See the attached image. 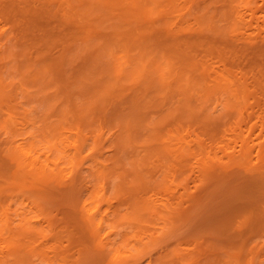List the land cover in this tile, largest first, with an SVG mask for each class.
I'll list each match as a JSON object with an SVG mask.
<instances>
[{"label":"rangeland","instance_id":"rangeland-1","mask_svg":"<svg viewBox=\"0 0 264 264\" xmlns=\"http://www.w3.org/2000/svg\"><path fill=\"white\" fill-rule=\"evenodd\" d=\"M210 1L212 0H149L154 7H157L149 17L140 21L143 15H138L137 11L139 10H136L135 7H130L133 14L129 17L130 12L125 13L124 16L123 11L115 10L113 5L110 4V7H106L104 3L97 7V3L93 2L94 5L92 0H0L3 6L8 7V14L11 12V16L3 18V24L8 23L9 18L10 21L16 20L15 26L11 24L12 29L8 30L4 41L2 38L0 40V72L2 76L4 74L3 77L9 85L4 86L2 91V87L0 88V117L1 112L3 114L0 120L3 119L2 128L5 127L0 135V150L4 151L5 147L15 141L18 144L26 140L27 143L35 140L37 147L44 146L41 151L44 154L43 159L50 155L48 146L53 143H56L57 150L53 151L52 159L59 161L64 155H67L64 159L65 163H63V166L66 167L64 173L66 178L61 179V176H57L56 181L58 180L60 183V185L57 183L60 189L54 194L56 196L52 197L51 195L50 202H45V216L39 215L30 202L34 198L32 195L36 194L35 197L47 198L46 196H39V191L31 192L32 195L27 193L24 196L21 187L4 184L7 194L16 196L14 198L16 200L19 198L16 203L11 204L12 208H15L20 217L30 223L33 231L32 237L29 238L25 235L22 239V242L24 244L27 242L32 251L30 264H75L72 262L81 254L83 248L92 245V241L86 233L82 234L83 225L78 222V217H80L78 215L84 213V208L82 209V204H80L81 199L72 204L62 194L63 184L67 185L69 181L71 183L74 179L71 178L76 170H78L77 175L82 176L76 189L78 196L84 199L90 196V200L93 202L92 206L95 209L100 207L97 218L101 217V213H107L106 217L109 218H106L108 220L106 223L108 225L106 224L107 227H104L103 230L110 232L113 231L111 227H115V232H113V236L112 233L110 234V238H118L117 242L120 241L121 246L127 247L126 250H141L143 245L138 242L140 237L144 239V242L153 240V245L150 244L151 246L149 245L146 250L137 253L132 258L130 252H127L128 257L125 261H128V264H152V260H156L154 264H236L237 261L234 262L236 258L229 257V255L239 251L237 246H241L242 242H245V246L241 254L247 258L246 264L250 263L253 256L256 264H264V218H251L250 213L247 214L249 211L247 208L249 198L247 197L254 198L262 194V190H260L262 184L259 183L258 175L251 177L247 170L241 169L240 166L243 162L237 164L235 160L230 161L227 158V155L234 157L238 152L239 133L248 131L250 139L256 140L258 136L264 138V133H261L264 122V28L262 29L264 0H234V2L215 0L213 3ZM102 2L105 1L102 0ZM169 4H172L171 8L167 6ZM133 8L134 10H132ZM229 9L234 12L233 19H228L223 15V12ZM135 11L136 13H134ZM252 12H255L253 16ZM237 13L238 15H235ZM198 16H201L200 20H203V24L196 19ZM235 18L236 20H234ZM125 19L127 20L125 21ZM17 20L20 24L17 23ZM98 24L101 26L99 27ZM116 24L121 27L117 29ZM18 26L20 27L17 28ZM130 28H133V31H130ZM99 30L101 33L96 32ZM22 31H26V33L22 34ZM221 32H224V35H219ZM5 38L6 40L9 38L6 45L2 44L5 42ZM126 42L130 49L129 68L126 71L115 72L117 75L115 78L122 79L123 84L114 88L115 94L107 101L108 98L105 99L102 93L104 85L109 80L108 73L110 72L108 71L114 66L116 59L118 61L119 56L125 54L123 45ZM98 44L106 50L109 49V44L111 47L115 45L113 55L108 53L105 57L93 59L92 54ZM68 46L72 50L70 53L71 57L73 55L72 59L62 57ZM78 46L82 50H78ZM8 47L13 52L10 53ZM6 48L7 52L3 54ZM27 52H35V56L45 53L48 56L49 65L55 67L52 72L54 75L49 76L53 82L48 87L35 84V82L33 84V81L28 82L32 78V74L23 79V71L27 70V68H23L27 62ZM144 52L147 54L143 55ZM2 54L3 56H1ZM8 54L15 56V59L11 56L9 58ZM163 55L175 66L172 74L161 78L162 72H155L151 75L153 78L145 76L147 83L144 78H137L135 70L139 67L142 59L148 60L153 56L162 62L165 61L162 59ZM2 59L3 61H1ZM95 61L99 67H96ZM99 61L101 62L99 63ZM23 63L24 66H22ZM193 63L195 64L193 65ZM15 65H21L20 68L23 71H17ZM187 65L192 66L188 68ZM87 66L89 67L87 68ZM92 68L95 69V74L89 78L88 85L84 86L82 90L81 86L77 88L78 86L74 82L78 78L81 80V77L84 79V76L92 71ZM128 71L134 73L130 74ZM179 71H183L185 78L190 77L193 81L192 84L195 82L200 84V86L192 88L190 102L185 104L183 100L187 95L184 92L185 87H180L181 83L175 81V76ZM201 73H205V75L202 76ZM63 78L65 80L70 78L72 82L70 84L73 86H64V83L59 85L57 81ZM95 78L97 79L96 83ZM47 80L49 81V79ZM155 81H159V85L164 83L168 86L164 90L161 88L162 86H156ZM24 82H26L28 91H23L19 86ZM99 85L103 89L94 90L98 89ZM152 86L153 88H151ZM100 90L103 92L101 93ZM168 90H172L170 95L167 94ZM235 91L240 100L244 101V96L247 97V107H243L246 104L242 102L233 113L232 110H229L230 108L227 109V102L230 92L235 93ZM216 93L219 94L215 95ZM3 94L5 97L2 96ZM14 95L17 102L12 101ZM95 95L97 96L95 97ZM10 102L11 105H14L12 109L14 114L16 113V122L20 131L12 130L10 125V129L8 125L4 126L6 124L5 115L1 107L5 108L6 104L9 105ZM137 104L140 109L137 108ZM187 104L195 107L194 117L187 116L189 113L184 111ZM96 105L99 107L92 109ZM53 106L56 111L52 113L55 109ZM79 107L84 110L80 116L77 112ZM85 108L88 109V112ZM63 109L72 112L65 117ZM176 110L182 112L181 119L174 120L172 117L165 119L170 112ZM241 110L245 112V118L243 117L239 121L238 115ZM136 111H138L137 115ZM134 112L135 114H133ZM204 112L210 115L208 119H204ZM19 118H22V121ZM131 119L135 121L132 122ZM130 121L132 125L134 124L133 128L140 132L135 133L136 141L134 140L132 146L128 147L129 133L131 132L128 130ZM52 124L60 127L56 139L52 136H45V131ZM228 127L234 131H226ZM78 129L83 131V137L86 138L84 139L86 145L83 147L84 151L81 155H86L87 158H83L84 160L81 161L82 156L80 155L79 163L75 166L73 157L75 152L69 150L67 137L77 140ZM156 130L163 131L162 134L165 136L161 138L162 140L155 137ZM60 133L65 141L61 140L62 138L59 139ZM98 140L99 142H97ZM161 145L163 148L170 147L174 151L167 157H163L161 152L156 151L161 148ZM204 148L211 150L212 154L214 153L213 155L218 158H222L218 162L217 168L237 171L235 174L239 175L238 184L241 190L246 191L248 187L254 193L252 196L247 194L248 196L246 195L245 198L233 203L225 201L220 208L214 202L193 212L191 218L185 221L184 225V221L178 219L174 209L188 208L194 205L198 198L204 197L212 190V187H208L210 183L204 184L200 178L204 161H202L201 150ZM150 152L152 154L148 157V163L146 161L143 165V171L145 174L147 173L149 179H152L151 184L149 183L150 186H146L147 188L133 191L139 185L132 176L133 164L147 158ZM97 153L100 154L97 155ZM2 155L3 159L10 157L13 159V155L11 156L8 151L3 152ZM102 172L107 175L109 183L107 192L111 196L112 206L110 205L111 199L107 202L104 197L105 200L102 202L97 197L100 190L91 194L99 182V174ZM128 174L131 175L126 176ZM174 175L176 179L173 183ZM6 179L2 177L0 183ZM196 185L201 186L203 190L192 199V194L188 195L186 191L195 194ZM137 193L140 199L149 203V206L157 205V210L156 208L154 209L156 211L152 210L140 225L123 221L132 212L131 204ZM167 200H170L173 205L164 208L162 205L166 204ZM7 203H11L9 198ZM259 206L260 203L252 207ZM113 210L114 213H112ZM115 210H118L119 213L118 211L115 213ZM72 211L75 213L77 211V214L73 215ZM233 212L236 214L230 220V224L233 225L231 227L228 217ZM174 221L178 226L176 230H172L170 227ZM235 227H237V231H235ZM238 229H243V232ZM103 230L102 232H104ZM245 235L246 238H244ZM82 236L86 238L84 239ZM86 243L87 245H84ZM54 247H57V256L53 252Z\"/></svg>","mask_w":264,"mask_h":264},{"label":"bare ground","instance_id":"bare-ground-1","mask_svg":"<svg viewBox=\"0 0 264 264\" xmlns=\"http://www.w3.org/2000/svg\"><path fill=\"white\" fill-rule=\"evenodd\" d=\"M104 1L105 2H102V0H97V2H96V0H92V3L93 2L97 3L96 4L97 7L103 5L104 3H105L104 6H106V7L109 6L110 7V4H111V5H113L115 7V10L120 9L121 11H123L124 16H125V13H129L130 12V14L128 15L129 17H130L131 14H133L130 11V9H131L130 7H135L136 10H139V11H137L138 12L137 14L138 15L139 14L140 15H143L140 18V21H143L147 17H149L155 11V9L157 7V6L154 7L149 2V0H104ZM210 2L213 3V2H215V0H212ZM231 2H234V0H231ZM196 3H198V1H196ZM5 4H7L6 1H5ZM10 5H11V3H10ZM7 6H8V4H7ZM167 6L169 8H171L172 7V4H169ZM208 6H209V3H208ZM204 7L205 6L203 5V8ZM7 8H6V6H3L0 3V40H1V38L3 40L5 36L7 37L6 34H7L8 30L10 28L12 29V26H15V21L16 20L10 21V18H9V22L8 23L3 24V18L5 16H9L11 14V12L8 14L9 11H8ZM13 10H14V8L12 9V13H13ZM132 10H134V8ZM255 11H256V9H255ZM134 13H136V11ZM254 13L252 12V16L254 15ZM233 14H234V12H233L232 9H229V10H226V11L223 12V15L226 18H228V19H230V18L233 19ZM235 15H238V13L235 14ZM115 16H116V14H115ZM69 17L72 18L71 16H69ZM200 17L198 16L196 19L203 24V20L201 21L200 20ZM240 18H239V20H240ZM126 20L127 19H125V21ZM234 20H236V18ZM241 21H242V19H241ZM232 22H234V21H232ZM17 23H19L18 20H17ZM17 23H16V25H17ZM11 24H13V25L11 26ZM263 24H264V22H263ZM263 24H261V25H263ZM98 26L100 27L101 25L98 24ZM19 27L20 26H18L17 28H19ZM119 27H121V26L116 24V28L119 29ZM263 28H264V25L262 26V29ZM13 29H14V27H13ZM130 31H133V28L132 29L130 28ZM10 32H12V31H10ZM17 32H18V30H17ZM96 32L97 33H101L100 30L99 31H96ZM15 33H16V30H15ZM23 33L25 34L26 31H24V32L22 31V34ZM117 34L119 35V33H117ZM219 35H224V32H221ZM7 40L5 38V42L2 43V44L6 45V41ZM114 46L115 45H113V47ZM86 47H88V46H86ZM102 47L103 46L100 45V44H98V46L95 47V49H94L95 51L92 54L93 55L92 56L93 59L94 58L95 59L96 58H100L102 56L105 57V55H107L108 53H109V55H113L114 48L111 47L110 44H109V47H108L109 49H107V50H106V48H103L102 49ZM123 47H124L125 54L119 56V60L117 61V59H116V61L114 62V66L111 69H109L108 72H110V73H108L109 75L107 74L109 80L104 85L105 86L104 87V92L100 90L101 93L103 92L102 93L103 94V97L105 99L108 98L107 101L115 94L114 88L116 86L120 85V84L121 85L123 84L122 83L123 82L122 79L115 78L117 76L115 72L116 71H126L127 68H129L128 65L130 64V60L131 59H130V55H129L130 49H129L128 43L126 42L123 45ZM11 48H12V46H11ZM8 49L10 51V48L9 47H8ZM79 49H80V47L78 46V50ZM80 50H82V49H80ZM0 51H1V47H0ZM71 51L72 50L70 49V46H68L65 49V52L63 53L62 57L63 58H70V59H72L73 55H72V57L70 56ZM6 52H7V48L3 52V54H5ZM11 52H13V50L10 51V53ZM16 52H15V56H16ZM23 53H24V50H23ZM90 53H92V52H90ZM3 54L1 56H3ZM146 54H147V52H144L143 53V55H146ZM8 56H9V58L11 56L12 58L14 57V59H15V56H12V54L11 55L8 54ZM6 58H8V57H6ZM16 58H17V56H16ZM47 58H48V56H46L45 53L40 54V56H38V55L35 56V52H31V53H28L27 52V62H26V65L24 66V63L22 65V66H24L23 68H27V70L26 71H23L22 68H20L21 65L20 66L19 65L18 66L15 65V68H16L17 71L18 70H22L23 71V74H22L23 75V79H25V77H28L29 74H32L31 75L32 78L30 80H28V82L33 81L32 82L33 84L35 82V84L42 85L43 87L44 86H47L48 87L53 82L52 80H50L49 76L50 75H54V74H52V72L54 71V68L55 67H53V66L51 67V65H49V63L47 62ZM165 58H166V56L163 55L162 56V59H164L165 61H162V62H159L153 56L150 57V58H148V60L146 58L142 59V62H140L139 67L135 70V74H136L137 78H140V79L141 78H144V81H146L145 76L151 78L152 77L151 75L154 74L155 72H162L160 74L161 75V78L162 77H165L167 74H172L173 73V70L175 69V66L173 65V62H171V60L165 59ZM98 60H100V59H98ZM1 61H3V59ZM100 62L101 61H99V63ZM194 62H195V59H194ZM94 64L96 65V67L97 66L99 67V65L96 64V61H95ZM194 64L195 63H193V65ZM85 65H87L86 62H85ZM191 66L192 65H187L188 68L191 67ZM88 67L89 66H87V68ZM96 67H95V69H96ZM5 69H6V67H5ZM95 69L93 70V68H92V71L88 72L84 76V79L81 77V80H78L80 78L77 77L78 78L77 81L74 82L75 85L78 86L77 88H79V86H81V90H82V89H84V86H87L88 85V80H89V78L92 75L95 74ZM102 72H103V70H102ZM128 73L133 74L134 72L133 71H130V72L128 71ZM105 74H106V72H105ZM201 75L203 76V75H205V73H201ZM3 76H4V74H3ZM3 76H2V74L0 72V88L2 87L1 91L3 90L4 86H9L7 84V82H6L7 80L4 79ZM5 76H6V73H5ZM47 79H49V81ZM98 79H100V78H98ZM95 80H96L95 81V83H96L97 82V79L95 78ZM156 81H155L156 86H162L161 88L164 89V90L167 88L166 86H168V85H166L164 83H162V85H159V81L158 82H156ZM175 81H178V82L181 83L179 85L180 87H182V88L185 87L184 88L185 89L184 92L187 95L185 94L186 97L183 98V100L185 101L184 104L185 103H189L190 102L189 98H190V94L192 92V88L195 87V86H200L199 82H195V84H192L193 83L192 79L190 77L185 78V74H183V71H179L178 72V74L175 76ZM57 82L59 83V85H61V83L62 84L64 83V86H73V84H70V83H72L70 81V78H68L67 80H65V78H63L61 80L59 79V81H57ZM78 82H80V83H78ZM42 83H45V84L43 85ZM146 83H147V81H146ZM19 86L22 87V90L23 91H28V89L26 88V86H27L26 85V82L21 83ZM146 86H147V84H146ZM172 87H173V84H172ZM99 88L100 89H103V87L101 88V86H100V87H98V89H94V90H99ZM151 88H153V86ZM161 88L159 87V90ZM156 89L158 90V88H156ZM170 89H171V87H170ZM173 89H174V87H173ZM75 91H76V89L74 90V92ZM171 91L172 90H170V91L168 90L167 94L170 95L171 94ZM236 91H235V93L230 92V94H229V96H230L229 97V101L227 102V106H228L227 109L230 108L229 110H232L233 113L242 104V102H244V104H246L243 107H245V108L247 107V97L244 96V98H243L244 101L240 100L238 98V96H237V92ZM162 92H163V90H162ZM174 92H172V93H174ZM182 92H183V90H182ZM13 93H14V91H13ZM92 93H91V95H92ZM95 93H96V91H95ZM218 94L219 93H216L215 95H218ZM15 95H16V93H15ZM15 95H14V98H13L12 101H16L17 102V100L15 98ZM46 95L48 96V94H46ZM71 95H72V93H71ZM158 95H159V93H158ZM162 95H163V93H162ZM2 96H4V94ZM51 96H52V94L50 95V98H51ZM96 96L97 95H95V97ZM172 96H173V94H172ZM167 98H166V100H167ZM6 99H5V102H6ZM183 100H182V102H183ZM102 103L104 104V102H102ZM52 104H53V102H52ZM106 104H107V102H106ZM91 105H92V103H91ZM13 107H14V105H11V102L9 103V105L6 104L5 108L4 107H1V109L3 110V113L5 115L4 116V118H5L4 120H5V123L6 124H4V126L5 125H8V128L9 129H10V126H11L12 127V130H14V131H20L19 130L20 128L17 126V122H16L17 121V116H15L16 113L14 114L13 109H12ZM21 107H22V105H21ZM96 107H99V105L98 106L97 105L94 106L92 109H95ZM82 108H84V107H82ZM137 108H138V104H137ZM170 108L172 109V107H170ZM182 108H183V106H182ZM194 108L195 107H193L192 105H188V104L186 105V109L184 111H187L189 113V115H187V116H189V117H194L195 116L196 111H195ZM47 109H48V103H47ZM138 109H140V107ZM178 109L180 110L179 106H178ZM86 110L88 112V109H86ZM90 110H91V108L89 109V111ZM101 110H102V108H101ZM179 110H176L174 112H170L168 116H166V117L164 116L165 119L166 118H169V117H172L174 120L181 119L182 118V112H179ZM55 111H56V108L53 109L52 113L55 112ZM83 111L84 110H81V108L79 107V111H77L78 112V115L80 116V114L83 113ZM15 112H16V110H15ZM63 112H64V115L63 116L67 117L69 115V113L72 112V111L69 112L68 110H64L63 109ZM137 112L138 111H136V115H137ZM50 114H51V111H50ZM133 114H135V112ZM203 114H204L203 115L204 116V119H208V117H210V115L207 112H204ZM2 115L3 114L1 112V117H2ZM47 115H49V114L47 113ZM87 116H88V114H87ZM131 116H132V114H131ZM243 117L245 118V112L243 110H241L239 112V115H238L239 121H240V119H243ZM83 118H84V115H83ZM128 118H130V117H128ZM141 118H142V116H141ZM88 119H89V117H88ZM131 120H132V122L135 121L134 119H131ZM0 121H1L0 124L1 123H4L3 122V119H1ZM30 121H31V119H30ZM23 123H24V121H23ZM25 123H26V121H25ZM138 123H139V119H138ZM27 125L29 126V124H27ZM133 125H132L131 121H130V123H128V130H129V132L131 131L129 133L128 147L129 146H132V144L134 143V140H135V137H136L135 136V133L140 132L136 128L134 129L133 128ZM52 126H54V124H52L51 127L48 130L46 129L47 131H45L46 132V135L45 136L46 137L52 136V137H55V139H56V137L58 135V132L57 131L59 130L60 127H58V126L52 127ZM2 127H3V124L0 125V135H1V131L5 128V127L4 128H2ZM248 127L252 128V126H248ZM12 130H10V131H12ZM21 130H22V127H21ZM24 130H26V129H24ZM126 130H127V128H126ZM140 130H142V129H140ZM81 131H82L81 129H78V132H76L78 134V139L77 140H71V139H69L67 137L69 150H73L75 152V155L73 156L74 157V164H75V166H77V163H79V160H80L79 157H80L82 151H84L82 149L86 145V142L84 140L86 138L83 137L84 134H83V131L82 132ZM226 131H234V130L232 128H229L228 127L226 129ZM155 132H154L155 137H158V139L160 138V140H162L161 138L163 136H165V135L162 134L163 131H159V130L157 131L156 130ZM261 133H264V122L262 124ZM61 135H62V133H60L59 139L62 138ZM36 137H35V139H37ZM137 137H138V135H137ZM140 137H141V135H140ZM238 137L240 139V144H239V147H238L239 150L237 149L238 152H236L237 154L234 157H231L233 155H231L230 157H229V155H227V158L230 161H234L235 160V163H237V164H239L240 162H243V164H242L243 166L242 165L240 166L241 169L247 170L248 173H250L249 175L251 177H253L254 175L255 176L256 175L259 176L258 177V179L260 180L259 183L262 184V188L260 189V190H262L261 191L262 194H260L258 197L255 196L254 198L247 197V198H249V201H248V207L247 206L246 207L249 209V211L247 212V214L250 213V217L251 218H253V217L264 218V138L258 136V139H256V140L255 139H250V135H249L248 131H243V132L239 133L238 134ZM26 139H27V137H26ZM61 140H64V139L62 138ZM1 141H2V139H1ZM34 141L33 142H30V143L29 142L27 143V140H26L23 143L21 142V143H18V144H16V141H15V143L12 142L9 146L5 147L4 148V151L3 150H0V179L2 177L7 178L6 180H4L3 183H0V264H30V256L32 254V251L28 247L27 242L24 244L22 242V239H23V236H25V235L28 236L29 238L33 236V231L31 230L30 223L26 219L21 218L20 215L17 213L16 209L15 208H12L13 206L11 204L16 203V201L19 198H17V200H16V199H14L16 196H13L12 194H7L6 193V190L7 189L4 186V184H8V185H11V186L14 185V186H17L19 188L21 187L22 195H24V196L27 193H30L31 194V192L32 193L33 192L36 193L37 191L40 192L39 193V196H46L47 198H45V197H35L36 194L35 195H32L31 194L32 197L34 196V198H32V201H31V198L29 197L30 198V201H31L30 203H31L32 207L35 208L39 212V215L45 216L46 215L45 202H50L51 199H52V197L56 196V195H54V194H56V191L58 189H60L59 186H58V184L60 185V183H58V180L56 181L57 176L58 175L61 176V179L62 178H66V175L64 174L65 171H66V167L63 166V163H65L64 159L66 158L67 155H64V157H62V159H59V161H56V160L52 159L53 151H56L57 150L56 143H53L50 146H48L49 147V150L51 152L50 155L45 156L46 159H43L42 157L44 156V154L41 151H43L44 146H38L37 147ZM50 141L51 140L49 139V142ZM87 142H88V139H87ZM97 142H99V140ZM137 142H138V140H137ZM159 147H160V145H159ZM125 149H126V147H125ZM234 149H236V148L234 147ZM227 150H228V148H227ZM5 151H8L11 154V156L13 155V159H10L12 157L3 159L2 153L5 152ZM156 151L161 152L162 155H163V157H167V155L169 153L173 152L174 149H171L170 147L169 148L168 147L163 148L162 145H161V148L156 149ZM153 152H154V149H153ZM201 152L203 154L202 161L203 160L204 161H203V164H202L203 165L202 166L203 171H202V175H201L200 178L204 182V184H209L210 183V186H208V187H212V190L208 194H205L204 197L198 198L197 202L194 205H191L190 207L184 208V209L181 208V210H179L178 208H175L174 209L175 213L178 215V219L180 221H182V220L184 221V225H185V221H187V220H189L191 218V215L193 214V212L199 211L201 208L207 207V206L213 204L214 202H216L217 206L220 208L222 206V203H224L225 201H228L229 203H233V202H236V201H238V200H240L242 198H245L247 194H251V196H252V194L254 193L252 191V189L251 188H248V187L246 188V191L241 190V188L239 187V184H238L239 175L238 174L237 175L235 174L237 172L236 170L226 171V170H221V168H217V165L219 164L218 162H220V160H222V158H218V156L213 155L214 153L212 154V151L211 150H208L207 148L202 149ZM223 152H224V150H223ZM99 154L97 153V155H99ZM148 154L149 155H147V158H145L142 161L140 160L141 162L135 163V165L133 164V166H134L133 167L134 168V172L132 173V176H133V179H135L139 183L138 187L135 190H133V191H139L141 188H144L146 186L149 187L150 186V185H148L149 183L151 184V180L152 179H149L148 178L149 176L146 175L147 173L145 174V171H143V165L146 163V161L148 163V157L152 153L150 152ZM225 154H224V156H226ZM97 155H96V157L99 159V157ZM251 155H255V156L253 157ZM81 156H82L81 161L84 160L83 158H87V157H85L86 155H84V156L81 155ZM249 156H251V158H249ZM95 162H96V160H95ZM199 164H200V162H199ZM144 167H146V166H144ZM147 172H149V171H147ZM77 174H78V170H76V173L74 172V174H73V176L71 178V179H73V178L74 179L71 181V183H70V181L68 182L69 184L67 183V185L62 183L64 185L63 188H62V190L64 189L62 194H64V196L68 200H70L72 204L73 203H76L77 201L79 202V199H81L80 200V202H81L80 204H82L81 205L82 206V209L84 208V213H81V214L78 215V216H80V217H78L79 218V221L78 222H79V224L81 223L83 225V230L84 231H83L82 234L84 235V233H86L87 237L92 241V245L90 244V246L89 245L88 246H85L83 248V250L81 251V254L77 258H75L72 263H75V264H128V261L127 262L125 261L127 259V257H128L126 255L127 252H130V256L132 258L137 253H140L141 251L146 250L149 247V245L153 243V240L151 242H144V239L140 237L138 239V242H141L142 245H143L141 250L140 249H133V250L128 249V250H126L125 248H127V247L121 246L120 241L117 242L116 239H118V238H116V237H115L116 239L110 238L111 237L110 234L112 233V236H113V234H114L113 232H115V227L114 228H112L113 226L111 227V229L113 231L105 232V230H103V228L104 227H107L106 224L108 225V223H106V222H108V220L106 218H109V217H106V214L107 213L106 214L105 213H101V217H99V215H98L99 218H97V214H99L100 207L98 209H95V207L92 206L93 205V202L90 200V198H91L90 196L87 197V198H85V199L84 198H79L78 192L76 191V189H77V186L80 184L79 183L80 180H82V176L77 175ZM99 175H98L100 177L99 178V182L96 184V187H95L94 191L91 194H94L95 192H98V190H100L101 192H98L97 197L102 202L105 200L104 197H106V201L108 202V201H110L111 196H109L108 195V192H107V190L109 189L108 188V184L109 183L107 182V177H106L107 175H106L105 172H102V174H99ZM130 175L131 174H128L126 176H130ZM94 179H95V177H94ZM175 179H176V177L174 175L173 183L175 182ZM60 182H61V180H60ZM85 185H87V184H85ZM93 186H94V184L92 185V187ZM207 189H209V188H207ZM202 190L203 189H202L201 186L196 185V192H195V194L194 193H190L188 190L186 191V194H188V195H191L192 194L191 197H192V199H194L197 195H199L202 192ZM261 192H259V193H261ZM51 195H52V197H51ZM8 198L11 200V203L10 204L7 203V199ZM204 201H208V202L205 203ZM147 202H150V201L147 200ZM258 203H260V206L261 207L259 206V207L253 208L254 205L255 204H258ZM111 204H112V199L110 201V205ZM150 204H151V202H150ZM131 205H132L131 206L132 212L130 214H128L124 218L123 221L129 222V223H135V224H139V225L141 224V221L143 219H145V217L149 213L152 212V210L153 211H156L157 210V208H156L157 205L151 204L152 206L151 205L149 206V203H145L144 200L140 199V197L138 196V193L134 197V200L132 201V204ZM171 205H173V203H170V200H167V203L166 204H163L162 206H164V208H168ZM195 207H197V208H195ZM155 208H156V210H154ZM80 209H81V207H80ZM47 210H48V208H47ZM81 210H80V212H81ZM117 211L118 210H115V213H117ZM255 211H258V212H255ZM72 212H73V215H74L75 211H72ZM236 212H233L231 215H229V217H228L229 225L232 224V223L230 224V220H232V218L234 217V215L236 214ZM49 213H51V212H49ZM112 213H114V210H113ZM118 213H119V211H118ZM75 214H77V211H76ZM82 214H84V215H82ZM117 216H119V215H117ZM195 216H194V218H195ZM75 218H76V216H75ZM258 218H257V220H258ZM49 219H51V218H49ZM118 222L119 221L117 220L116 223L118 224ZM175 223L176 222L174 221L170 225V227H172V230H176L178 228V226ZM232 226L233 225H231V227ZM84 227H85V229H84ZM239 227H241V226H239ZM236 228L237 227H235V231H237ZM102 230L105 233L102 232ZM239 230L240 229H238V231ZM107 231H108V229H107ZM240 231L243 232V229L240 230ZM238 237H239V234H238ZM240 237H241V235H240ZM244 238H246V235L244 236ZM119 243H120V245H119ZM242 243L243 244H241V246H237V248H238L239 251H236L234 254L229 255V257H235L236 258L234 260V262L237 261L236 264H246V261H247V258H245L241 254V252L244 249L243 247L245 246V242H242ZM84 245H87V243L84 244ZM53 252L55 253L56 256L58 255L57 254V252H58L57 251V247H54ZM155 261L156 260H152V264H154ZM159 261H160V259H159ZM255 261L256 260H255V258L253 256L249 264H256ZM243 262H245V263H243Z\"/></svg>","mask_w":264,"mask_h":264}]
</instances>
